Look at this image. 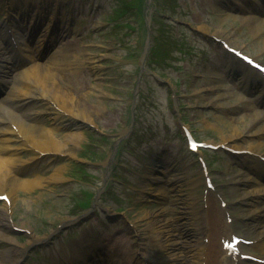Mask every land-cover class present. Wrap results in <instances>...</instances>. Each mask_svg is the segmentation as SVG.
Listing matches in <instances>:
<instances>
[{
    "label": "rangeland",
    "instance_id": "rangeland-1",
    "mask_svg": "<svg viewBox=\"0 0 264 264\" xmlns=\"http://www.w3.org/2000/svg\"><path fill=\"white\" fill-rule=\"evenodd\" d=\"M31 2H39L49 15L56 0ZM14 3L24 10L29 2L2 0L0 25L7 16L5 8L11 9ZM59 5L56 9L61 18L70 12L79 13L73 22L59 27L71 32L64 37L69 38L67 46L61 48L65 43L60 45L62 39L58 38L53 50L39 63L51 64L58 47L65 53H58L54 59L63 60L64 56L63 64H69L74 71L80 70L84 60L96 61V76L87 69L74 77L76 87H72L70 78L64 81L70 96L78 98L76 103L86 106L90 116L85 122L75 121L79 128L70 129L42 113L46 101H32L24 109L9 105L14 114H37V121L46 130H53L54 137L75 131L82 136L69 156L43 155L31 165L25 161L36 152L17 149V143H9L15 150L13 156L19 161L21 158L17 163L26 168L17 172L16 178L30 183L40 176L44 182L15 192V202L6 215L11 227L4 233L10 241L0 243V264H10L11 259L3 253L11 245L19 252L18 264H50L55 258L61 264L60 258L71 257L69 244L80 241L86 231L94 237L104 235L106 246L118 247L119 251L111 253L126 257V264H141L145 259L144 264H161L158 259L164 253L156 243L159 240L174 244L176 239H167L168 231L161 233L160 229L153 233L157 240L140 234L145 233L142 230L146 221L154 213L161 212L169 220L176 218L184 197L193 208L208 205L212 193L205 186L197 158L203 159L217 187L226 184L228 170L243 172V163L254 164L247 155L231 157L219 149L189 154L177 124L205 143L221 141L234 129L241 131L246 126L247 137L229 143L238 147L262 144L264 153V139L254 136L262 123L249 127L256 110L240 116L245 109L236 104L232 94L244 91L237 83L239 77L233 79L229 74L227 64L234 63L233 58L219 44L224 41L264 63V27L260 26L257 38L252 34L251 22L246 21L249 10L258 6L248 0H59ZM258 18L264 20V15ZM201 34L212 38L203 39ZM0 45L4 49V43L0 41ZM29 64L23 61L12 67L13 73H19L8 86L9 97L17 93L14 89L22 79L20 70ZM148 72L163 81L162 85ZM69 110L72 114L80 112L76 108ZM241 120V124L234 122ZM125 130L128 134L122 136ZM109 156L110 167L106 164ZM56 169L64 178L48 181ZM151 176L160 179L148 180ZM177 177L180 181L175 182L173 178ZM222 188L229 201L231 194ZM249 189L247 186L242 190ZM3 207L0 201V210ZM232 213L235 217L239 214ZM234 225L240 229L242 222ZM147 235H151L150 231ZM32 239L40 241L31 244ZM177 239V247L193 244L192 240ZM57 253L60 258L53 255Z\"/></svg>",
    "mask_w": 264,
    "mask_h": 264
},
{
    "label": "bare ground",
    "instance_id": "bare-ground-1",
    "mask_svg": "<svg viewBox=\"0 0 264 264\" xmlns=\"http://www.w3.org/2000/svg\"><path fill=\"white\" fill-rule=\"evenodd\" d=\"M39 6L34 5H27L26 9H36L35 16L39 13L38 11ZM22 12H24L22 10ZM25 15L26 13H22ZM250 14L249 17L252 19H247L246 21L251 22V30L253 36H256L257 38L260 35V26L262 25L264 27V21H260L255 19V17H251ZM34 18L33 16H31ZM54 18H56L54 16ZM56 20V19H55ZM54 20V21H55ZM256 22L255 27H253V22ZM15 27L19 29L20 27H23V24L18 25L15 21ZM264 31V28H263ZM263 34V33H262ZM22 45L19 46V49ZM13 52L12 50H10ZM63 54V51L62 53ZM61 56V55H59ZM63 56V55H62ZM64 56L63 59L64 60ZM56 59H53L54 61ZM63 60H56L52 66L51 64L48 65H39L34 66L30 68L29 70L23 71L21 73L22 79L19 81L18 86L16 88L17 90V96L15 97H9V95H5L2 98V101L0 102L3 107V103H14L16 100L15 98H19V103H29L31 100H48V104H44V110L42 111L43 114L48 115L50 117H53V120L57 121L58 123L64 122L66 124V127L70 129H77L79 128V125L75 122L78 119L81 121H86V117L90 116V114H87V107L82 105L80 101L76 103V100L78 98H75L74 96H70L69 91L63 90L61 86L57 83V76L55 75L56 72H58L59 69L55 68L59 66L61 68V65L63 64ZM13 61V59H8L0 55V77H5L3 79L4 85H8L10 83V80L7 76L9 73V63ZM66 61V60H65ZM64 61V63H65ZM94 59H87L84 60L80 65L83 68L88 69L93 72L96 76V70L97 65H95ZM69 64H63L62 68L66 70L67 75H78L79 70H73L70 67H68ZM83 69L82 71H84ZM61 77L59 76L58 79ZM62 79V78H61ZM96 79H100L97 78ZM24 80H28L27 82L32 81L31 87H28ZM100 84V83H99ZM263 89V88H262ZM205 91V90H203ZM264 94V90H262ZM80 92H77L79 94ZM89 94H82V97H85ZM80 96V94H79ZM21 98V99H20ZM53 102H52V101ZM21 105V104H20ZM1 108V107H0ZM69 108L77 109V112L80 109V112L78 114H72V112L69 110ZM100 111L97 110V113ZM71 114L72 117H61V115ZM60 120V121H58ZM252 122H264V112H257L253 115ZM0 195H4L5 192H7V197L9 203L7 204L4 202V207L0 210V243L7 241L10 239L6 237L4 233L9 231L11 224L7 221V214L8 209H10L16 199L15 192H18L21 190H26L28 187L33 186H42L43 180L40 176H37L34 178L33 181H30V183L26 182V180H20L19 178H16V174L22 172L20 164L21 160L15 158L13 155L14 148L10 147L9 143L16 142L18 148L17 149H26L29 148L30 151L37 152V154H43V153H50V154H59V155H68L70 154L71 150L76 144V141L78 137L82 136L81 132H70L68 135H60L56 134V137L53 136L54 132L53 130H46V128L41 125L37 121V114H33L31 116H25V121L19 120L16 116L8 117L4 119L0 116ZM248 127V126H247ZM241 131H237L234 129L233 134L229 137H225V139H222L220 141L221 146L230 147L235 150H241L238 146H232L229 144V142L235 141V140H242L246 134H248L246 126L243 128H240ZM249 129V127H248ZM247 131V132H246ZM246 132V133H245ZM259 138L262 136L264 137V125L263 127L257 132ZM262 147V144H258V147L249 148V150L253 153H258L260 148ZM37 159V158H36ZM32 160V159H30ZM29 160V161H30ZM28 163V161L25 162V164ZM20 165V166H19ZM18 172V173H17ZM54 173L52 176L48 177V181H58L64 178L63 175H61L60 169H56L53 171ZM229 172V173H228ZM227 176L224 178L226 184L223 185L225 187L224 189L229 191L231 194V201L227 204V207L225 209L221 208L220 206L216 205L217 201L220 203L223 202V192L221 191L220 187L214 186L213 189V195L209 198L210 202L208 203L207 208L198 207L193 208L191 201H187L184 197L183 199H180L182 201V206L179 211H176L177 214H179L174 219H166L162 216V213H154L151 215V219L146 221V228L144 234H140V236H144L147 239L157 238L156 236H153V233L155 230L160 229L161 233L163 231L167 230L168 234L166 235L167 239L172 238L176 239L177 241H180V239L177 238H185L188 240H192L193 238H200V234L204 232V230L207 228V232H212L210 236H212V239H215V232L221 231L222 228L228 227L227 223L221 222L222 224H219L216 219H219L218 216H221L222 220L225 219V217H233L230 214V212L233 210L235 211L236 208H238V204L240 206H246V207H252L257 206L254 209L249 208V212H245L242 214L239 218L241 221L244 222V226L246 229H250L253 227L254 229H257L262 221H264V206L260 204L261 198L264 197V191L258 190V191H241L240 187L249 186L251 183V179L247 177L245 173L236 172H230V170L227 171ZM150 179H159L157 177L150 178ZM45 180V179H44ZM174 180L180 181L179 178H174ZM189 186V185H188ZM6 195V194H5ZM189 195V194H188ZM182 196V194L178 195ZM191 196V195H190ZM214 196V197H213ZM259 205V206H258ZM163 217V218H162ZM184 220V222H181ZM179 223L178 227H172L173 223ZM133 226H136V222H133ZM203 226H206L204 228ZM232 230V229H231ZM230 230V231H231ZM147 231H150L151 235H147ZM264 234V231L262 230L259 235ZM234 236L244 239V237L247 235V232L244 229V234L242 236L236 235L233 233ZM139 236V237H140ZM207 236V233L203 235L202 237ZM201 237V238H202ZM263 239L261 238L259 241L261 242ZM40 239H32L30 242L31 244L39 242ZM161 244V242H158ZM176 243H162V246H160V250L164 253L161 255V259H167V263H165V260L162 262L163 264H188V262L192 264L196 263V257L193 253L192 249L193 246L189 244V246H182L177 247ZM92 243L90 241H81L77 245H75V248L81 249L80 251H75V253L78 254V257H88L91 254H93V259L96 263L97 254L94 252L95 246L91 245ZM264 246V244H263ZM86 251V254H85ZM224 252V257L221 256L218 248L216 246H210L209 250L205 253L206 255V261L207 264H232L231 260L227 258L226 251ZM19 252L18 250L11 245L10 248H8L6 251H4L3 256L7 259H11L9 261L10 264H16L17 258ZM203 254L202 250H200V263H201V255ZM191 255V258L190 256ZM106 256H109L108 254ZM115 255H113V261L110 264H122L121 262L116 263L114 261ZM0 258H2V255H0ZM98 263V262H97ZM96 263V264H97Z\"/></svg>",
    "mask_w": 264,
    "mask_h": 264
}]
</instances>
